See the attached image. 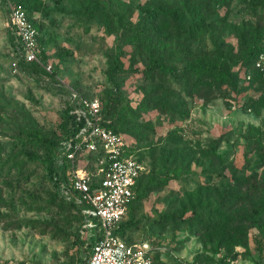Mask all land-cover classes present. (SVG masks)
I'll return each mask as SVG.
<instances>
[{"label": "rangeland", "instance_id": "rangeland-1", "mask_svg": "<svg viewBox=\"0 0 264 264\" xmlns=\"http://www.w3.org/2000/svg\"><path fill=\"white\" fill-rule=\"evenodd\" d=\"M17 1L54 71L18 69L0 1V264L86 263L80 214L27 133H61L71 92L108 91L119 99L109 120L150 171L125 239L150 243L156 264H256L257 237L264 264V196L251 189L264 186V0ZM161 6L185 30L149 14ZM197 61L228 63L231 80L182 71Z\"/></svg>", "mask_w": 264, "mask_h": 264}, {"label": "built area", "instance_id": "built-area-1", "mask_svg": "<svg viewBox=\"0 0 264 264\" xmlns=\"http://www.w3.org/2000/svg\"><path fill=\"white\" fill-rule=\"evenodd\" d=\"M0 1L7 14V28L15 37L18 60L39 62L37 31L23 5ZM43 67L53 71L49 62ZM68 100V114L79 128L62 142L54 179L60 184L62 197L75 203L83 215L80 236L90 242L85 264H154L150 243H129L116 232L129 203L135 199L136 181L147 171V165L137 160L129 151L125 136L103 118L99 99L71 92ZM89 154V159L81 164Z\"/></svg>", "mask_w": 264, "mask_h": 264}, {"label": "trees", "instance_id": "trees-1", "mask_svg": "<svg viewBox=\"0 0 264 264\" xmlns=\"http://www.w3.org/2000/svg\"><path fill=\"white\" fill-rule=\"evenodd\" d=\"M11 1L22 4L27 15L29 14L28 9L26 8L25 3H23V1H17V0H11ZM148 11H149V14L150 12H153V14H162L163 16L170 17L173 21H175L176 26L178 28H184L183 30H185V27L182 26L180 21L177 20L175 11L165 9L162 6L153 7L150 10L148 9ZM259 40H260L259 37L255 36L253 43L249 46V49L245 53L246 58L250 57L256 51V44L259 42ZM120 55H121V51L119 50L114 58L113 65L111 66L110 70L114 68L121 69L122 65L119 62ZM45 63H47V61L45 59L43 51L41 50V53L39 55V62H29V63L27 62L26 63L23 60H18L17 67L18 69H21L27 75L31 77H35L37 72L40 69L41 71H44L42 68H44L43 64ZM153 64L160 71L166 72V68L163 65L162 59H156L153 62ZM228 66L229 64L224 61L220 63L210 62V61L209 62L208 61L207 62L197 61L195 64L185 66L184 69H182V71L188 76L194 77L195 79H199L202 75L207 74L213 77L218 83L222 84L226 80H231L232 75L229 72ZM100 101L102 105V108H101L102 116L105 120H109L110 117L113 116L114 112L117 111V109L119 108V99L115 93H113L112 91H108L105 93L104 101L102 100ZM62 117L63 119L60 122L61 133L59 134L53 133L50 137H48V136L40 135V133L36 130H32L27 133V137L32 138L38 141L39 143H41L42 145H45L49 148L50 154L46 158L45 168H46L47 174L50 176L51 179H53L52 183L54 182L55 184H57L58 182L55 181L54 176L57 175L58 169H59L57 162H56V158L61 150L62 142L66 140L67 138H69L70 136H73L79 128L74 117L68 114L67 109ZM109 126L116 132L122 134V132L118 128H116L113 123H111V121L109 123ZM128 149L130 152L134 154L137 160L142 161L146 164V161L137 154V152L133 149L131 145H129ZM66 168H67V163L64 164V169ZM149 174H150V171L147 166V171L141 174L136 181V184L134 187L135 199L129 203L127 214L122 219V221L119 224L118 229L116 230V232L124 239H125V231L127 230V228L131 225H135L136 223L134 221V211L139 208L140 201L145 199L147 192L150 190L149 182L146 183L145 181L143 183V181L146 179V177L149 176ZM167 180L168 179L164 177V179H162V184H166ZM251 189L253 192L259 193L264 196V186L263 185H256L254 183H251ZM63 199L66 202L70 203L79 212L80 217H81V222L83 223V215L80 212V208L75 203L67 201L65 198ZM125 240L130 243V241H128L127 239ZM255 241L257 243V252H258V258H259L256 264H260V262L262 261V257H263V244H262L261 239L257 237L255 238ZM86 248L90 249V242L87 244ZM153 262L154 264H156V257L154 253H153ZM214 263L226 264L224 260H218L210 264H214ZM205 264H209V263H205Z\"/></svg>", "mask_w": 264, "mask_h": 264}]
</instances>
